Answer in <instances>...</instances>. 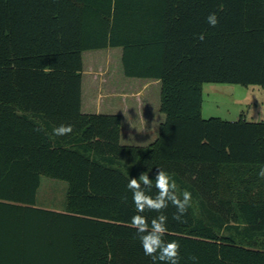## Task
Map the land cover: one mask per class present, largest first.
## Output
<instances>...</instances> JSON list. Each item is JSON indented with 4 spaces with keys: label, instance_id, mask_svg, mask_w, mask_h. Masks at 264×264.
Here are the masks:
<instances>
[{
    "label": "trees",
    "instance_id": "16d2710c",
    "mask_svg": "<svg viewBox=\"0 0 264 264\" xmlns=\"http://www.w3.org/2000/svg\"><path fill=\"white\" fill-rule=\"evenodd\" d=\"M109 48L161 83L147 146L121 143L119 114L82 112L83 53ZM205 83L264 89V0H0V264H152L126 186L158 168L192 193L186 223L165 210L180 264H264V121L203 118ZM44 178L66 183L62 205Z\"/></svg>",
    "mask_w": 264,
    "mask_h": 264
},
{
    "label": "rangeland",
    "instance_id": "374dc122",
    "mask_svg": "<svg viewBox=\"0 0 264 264\" xmlns=\"http://www.w3.org/2000/svg\"><path fill=\"white\" fill-rule=\"evenodd\" d=\"M121 48L91 50L84 52V71L87 86L92 89L91 81L95 79V93H107L108 90L126 93L128 101L134 106L131 114L123 115L121 143L127 145L147 146L152 141V126L144 134V102L150 107L155 101L144 98L145 90L150 94L156 87L154 84L144 86V81L127 79L123 76L121 64ZM146 93V92H145ZM129 104V103H128ZM203 118L220 117L237 120L243 117L249 121L264 120V89L258 85L205 83L203 85ZM161 114V113H160ZM162 115V114H161ZM127 118V119H126ZM134 121V123H132ZM129 122V123H128ZM157 134V133H156ZM44 178L40 190L41 201L49 202L54 198L59 205L65 198L66 183ZM64 189V191L62 190ZM50 205V204H49Z\"/></svg>",
    "mask_w": 264,
    "mask_h": 264
},
{
    "label": "clouds",
    "instance_id": "9594fccd",
    "mask_svg": "<svg viewBox=\"0 0 264 264\" xmlns=\"http://www.w3.org/2000/svg\"><path fill=\"white\" fill-rule=\"evenodd\" d=\"M206 19L210 27L215 28L219 24V18L215 13H210ZM204 38L203 33L199 34V40L203 41ZM36 130L40 131V129ZM72 132L71 125L61 124L53 129V134L56 136H65ZM150 172L152 170L142 172L138 178L128 180L126 187L132 193V201L137 213L132 216L130 226L135 229L143 252L150 257L152 264H180L179 242L165 239L168 232V216L165 210L171 204L176 209L172 219L178 223H186L192 193L188 190L180 193L176 181L167 171L158 168L154 179L150 178ZM258 176L264 178V168L259 170ZM153 188L156 190L155 195H152ZM145 212H156L158 215L149 222L143 215ZM189 259L193 264H198V257L192 256Z\"/></svg>",
    "mask_w": 264,
    "mask_h": 264
},
{
    "label": "crops",
    "instance_id": "0c3cea01",
    "mask_svg": "<svg viewBox=\"0 0 264 264\" xmlns=\"http://www.w3.org/2000/svg\"><path fill=\"white\" fill-rule=\"evenodd\" d=\"M121 56H122V53H121ZM123 76L127 79H138V80L144 81L145 87L149 86L150 84H154L156 86L154 88V91H152V94H150L147 89L145 90L146 93L144 92V94H146V96L144 95V98H148V99L152 98L156 104L150 107L145 102L143 104L144 105V134H146L147 130L149 131L148 127L152 126L151 141L153 142L156 140L158 136V130H159L160 124L165 120V115L160 111L161 83L159 80H155V79H140V78L126 77L124 73H123ZM93 78L95 79H92L91 81L92 89H90L87 86L86 75H85V71L83 70L82 105H81L82 112L96 113V114H101V113L119 114L122 118V125H121V137H122L123 115L125 114L127 116L128 113H129L128 115H130L131 110L135 106L133 102L130 103V101H128L129 104L127 103V100H129V97L127 96L126 93H117L115 91L111 92L110 90H108L107 93H102L100 91L95 93L94 85H95L96 77H93ZM202 110H203V105H202ZM224 120H227V119H224ZM230 121H236V120H230ZM132 123H134V121H132Z\"/></svg>",
    "mask_w": 264,
    "mask_h": 264
}]
</instances>
